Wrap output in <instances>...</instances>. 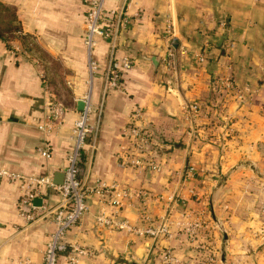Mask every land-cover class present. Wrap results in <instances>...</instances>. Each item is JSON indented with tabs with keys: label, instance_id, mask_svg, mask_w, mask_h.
Instances as JSON below:
<instances>
[{
	"label": "crops",
	"instance_id": "obj_1",
	"mask_svg": "<svg viewBox=\"0 0 264 264\" xmlns=\"http://www.w3.org/2000/svg\"><path fill=\"white\" fill-rule=\"evenodd\" d=\"M88 1L0 0V166L32 176L62 170L77 100L89 87L95 127L81 149L79 176L145 191L144 201L129 199L120 213L134 227L164 219L171 233L152 238L96 225L100 204L90 196L88 211L66 238L92 254L74 264H202L197 245L222 248L225 264H264V0H104L105 8L121 6L128 23L112 42L97 36L92 56L98 67L86 87ZM22 34L57 58L69 77L61 119L48 134L38 128L47 114L46 89ZM167 44L173 69L163 59ZM110 54L132 61L116 88L103 86ZM48 63L41 61L45 75L52 71ZM193 102L199 111L188 118L185 106ZM131 124L150 132L152 149L146 151L158 170L123 162L134 147L125 132ZM46 141L48 158L37 149ZM42 189L55 205L58 196ZM17 196L16 182L1 179L0 264H39L51 214L24 222ZM254 201L259 208L247 211ZM142 211L149 219L141 221ZM216 219L228 224L220 237ZM194 220L202 226L187 239L183 227ZM58 264H66L62 256Z\"/></svg>",
	"mask_w": 264,
	"mask_h": 264
},
{
	"label": "built area",
	"instance_id": "obj_2",
	"mask_svg": "<svg viewBox=\"0 0 264 264\" xmlns=\"http://www.w3.org/2000/svg\"><path fill=\"white\" fill-rule=\"evenodd\" d=\"M129 16L123 11L121 6L110 8L104 7V0H89L84 12V32L82 43L85 49L86 66L90 77L98 67V62L92 56V50L96 44L97 36H103L111 42L116 38L119 30L126 27ZM222 24V23H221ZM165 31L172 33V22L165 19ZM173 52L170 44H167L164 52V62L168 68H174ZM196 59L203 60L201 52L196 53ZM132 64L131 59L123 55L120 58L109 55L103 73L104 88H116L120 85V75L122 71ZM91 79V78H90ZM90 79L88 83H90ZM83 101L77 116L72 121L71 138L72 143L66 154V163L62 169L63 177L60 183L52 181V174L44 176L24 175L17 171L9 170L0 166V180L6 179L8 182H16L18 196L16 200V213L26 223H30L39 216L40 213L49 212L53 228L49 232L41 253L39 264H58V258L63 257L66 264H74L83 256L92 254V248L66 238L67 230L76 224L88 211V198L95 197L100 204L94 214V223L99 226H106L116 230L131 231L137 234H148L156 238L160 234L170 235L171 231L165 220L151 225L134 227L129 220L120 213V209L129 199L136 198L144 201L147 198L145 191L137 188L128 189L114 182H106L99 178L88 180L86 176H79L78 160L86 136L94 130V125L90 121L91 105L89 100V87L81 95ZM140 109L136 107L133 115H137ZM188 118L199 111L196 102L185 106ZM61 111L57 107L49 110L43 122L38 124L43 132L48 134L60 120ZM134 142L131 151L123 156L125 163L140 168L143 164L158 170L159 163L149 159L147 153L148 143L151 135L147 128L139 124H131L125 128ZM41 156L48 158L50 154L49 143L43 142L38 147ZM192 169V166H189ZM43 187L49 188L58 196L55 205L49 206L44 199ZM39 197L40 203H34V198ZM139 218L145 221L148 215L143 211ZM202 226V221L194 220L183 227L186 237H194L197 230ZM164 259L168 257V251H162Z\"/></svg>",
	"mask_w": 264,
	"mask_h": 264
},
{
	"label": "rangeland",
	"instance_id": "obj_3",
	"mask_svg": "<svg viewBox=\"0 0 264 264\" xmlns=\"http://www.w3.org/2000/svg\"><path fill=\"white\" fill-rule=\"evenodd\" d=\"M8 33V32H6ZM26 40H28V46H29V50L33 53L34 57L36 59H34V62L37 63L39 65V73H40V77L42 78V83L44 84V88L46 89L45 95L47 97L48 102L45 103V114L53 109L54 107H57V109L62 112V107L63 104L61 102V100L63 98H65V96H63V94H66L65 89H69V77H63L64 76V72L60 69V67H62V65L60 64V62L58 61L57 58H55L54 56H51L50 54H47L41 47H39L37 44L33 43L32 40L30 38H26ZM9 44L11 45V43L9 42ZM33 51H32V50ZM85 51V49H84ZM41 61L42 62H49V66L52 68V71H47L46 75L45 72L41 69ZM84 78H83V83L85 84V86H88V80L91 78L89 75V71L87 69L86 63H85V68H84ZM47 76V77H46ZM85 87V88H86ZM85 92V91H84ZM83 92V93H84ZM60 119H61V115H60ZM60 121V120H59ZM57 120L55 125H57ZM151 141L148 143V150H151L152 148L150 147ZM149 153V152H148ZM147 154V153H146ZM148 155V154H147ZM257 201H254L252 203V206L248 207L249 209H247V211L252 210L254 211L255 207L259 208L260 205V201H258V205L256 206ZM262 207L260 208L263 212V208H264V202L262 201ZM202 220V219H201ZM203 222V221H202ZM214 226L215 229L217 228V232L219 234L218 237H220V234L225 232V226H227L228 224L225 223H221V221L219 222V220H215L214 222ZM187 239H189L188 237H186ZM191 239V238H190ZM196 248L200 249L203 252V257H202V264H225L224 262V253L222 252V248L219 249L218 248L214 249L212 251V248L210 246L205 247L202 245H197ZM222 256V258H221ZM228 264H232V263H228ZM237 264V263H235Z\"/></svg>",
	"mask_w": 264,
	"mask_h": 264
},
{
	"label": "water",
	"instance_id": "obj_4",
	"mask_svg": "<svg viewBox=\"0 0 264 264\" xmlns=\"http://www.w3.org/2000/svg\"><path fill=\"white\" fill-rule=\"evenodd\" d=\"M82 105H83V101L81 99L77 100V107L79 109L82 107ZM62 177H63V171L62 170H60V171L56 170L52 173V181L54 183H60L62 181ZM33 201H34V203L39 204L40 198L36 197V198H34ZM221 258H222V256H221Z\"/></svg>",
	"mask_w": 264,
	"mask_h": 264
},
{
	"label": "trees",
	"instance_id": "obj_5",
	"mask_svg": "<svg viewBox=\"0 0 264 264\" xmlns=\"http://www.w3.org/2000/svg\"><path fill=\"white\" fill-rule=\"evenodd\" d=\"M20 38H21V41H23V40H26V38H27V36H26V34H22L21 36H20ZM4 39H7V38H4ZM27 41V40H26ZM80 155H81V152H80ZM79 162H80V157H79V160H78V165H79ZM79 167V166H78Z\"/></svg>",
	"mask_w": 264,
	"mask_h": 264
}]
</instances>
